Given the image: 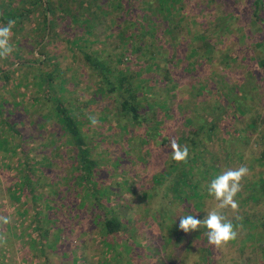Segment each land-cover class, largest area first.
Listing matches in <instances>:
<instances>
[{
  "label": "trees",
  "instance_id": "1",
  "mask_svg": "<svg viewBox=\"0 0 264 264\" xmlns=\"http://www.w3.org/2000/svg\"><path fill=\"white\" fill-rule=\"evenodd\" d=\"M198 1L203 5L196 14L190 0H0V24H6L9 19L16 20L12 38L14 51L7 59H0V162L15 168L14 180L5 186L11 203L15 202V205L12 204L10 213L6 215L0 204V215L11 218L8 225L0 226L6 232L7 240L10 237L18 238L19 231L29 228V255L38 252L40 244L36 238L42 227L23 222L26 212L25 208L21 209V205L25 201L26 192H30L25 185L29 187L32 181V161H45L52 151L40 150L42 157L34 158L31 156L34 154V142L31 141V148L29 145L22 148L24 135L16 123L24 116L12 119V114L21 107L30 110L36 115L35 121V117L30 118L32 124L40 128L44 123L37 118L42 119V113L49 116L45 122L51 124L52 130L45 133L50 134L51 139L46 137L44 142L38 143L43 148L57 139L55 132L71 134L73 142L81 144L82 138L76 135L85 132L91 125L88 119L91 115L81 110L89 106L91 98L79 100V105H66L50 91L36 89V84L40 85L46 81L45 77L49 78L56 72V68L47 70L41 65L54 61L55 54L46 47L49 44L56 46L60 41L70 54L74 55L76 49L77 54L80 53L83 58L81 64L98 74L99 80L96 81L100 86L97 87L104 97L107 95L106 101L112 108L110 112L116 117V125L132 124L144 128L146 133L152 135L149 136L151 141H159V145L166 147L165 163L161 170L148 179V185L140 192V195H144L139 202V205H147L152 201L149 202L151 196L157 195L160 208L155 211L162 222L165 220L163 214L169 213V220L174 226L171 225L170 232L162 234L168 246L166 252L172 257L179 250L189 251L193 247L197 264H220L212 254V245L208 243V230L201 227L185 233L179 228V221L181 216L187 214L203 220L205 217L202 214L208 208L206 199H209L211 205L218 203L207 191L211 180L222 173L221 164L216 162L217 153L225 151L227 156H235L237 150L229 154L224 148L235 145L237 140L247 139L251 130L259 138L263 136L264 142V118L257 106L262 96L260 94L264 91V0ZM229 4L234 9H229ZM212 5L218 8V14L210 10ZM198 16L207 18L199 20ZM100 28L105 31V37L115 36L112 43L114 49L87 46L90 42L98 41ZM237 28L236 36L228 42L227 38ZM129 54L133 55L134 63H137L135 69L121 66V63H129ZM160 58L165 61L160 63ZM230 61L241 68L243 79L226 80L225 67H230ZM174 64L183 73L204 71L205 78L211 76L218 80L207 85L202 81L196 85L189 84L197 88L191 91L194 96L202 97L203 104L199 108L204 111L186 113L179 127L168 134L162 130L166 127V124H161L163 119L155 117L159 112L165 115L166 102L159 94L148 95L150 85L144 81L161 79L166 86V82L174 80ZM26 69L30 78L39 80L27 83L29 80L22 73ZM142 72L148 74L142 75ZM195 80L202 79L196 76ZM29 86L33 87L36 94L30 95L31 102L25 107L23 96ZM115 90L120 92L110 97ZM186 100L191 99L187 97ZM172 139L182 147H188L189 158L186 164L172 160ZM212 139L218 140L215 152L203 145ZM25 149H29V155L25 154ZM13 156L14 160L11 161ZM89 160L84 155L80 157L83 165H88ZM245 166L251 175L244 178L242 191L237 196L240 211L233 212L228 219L234 225H242L239 232L242 235L249 232V239L259 244L264 254V212L256 210V214L248 211L251 204L264 198V145ZM254 166L258 168L252 170ZM160 183H163L161 188H157L155 185ZM179 203L182 207L170 209V206ZM106 204H109L108 201ZM109 205V211L103 213L101 224L104 232L115 236L122 233L121 216L130 209V204L128 201L121 202L116 212V205ZM87 210L90 214L94 213L90 207ZM237 216L241 219L237 220ZM252 228H257L254 233L250 230ZM12 252V244L0 246V264H14ZM10 253L12 259H6Z\"/></svg>",
  "mask_w": 264,
  "mask_h": 264
},
{
  "label": "rangeland",
  "instance_id": "2",
  "mask_svg": "<svg viewBox=\"0 0 264 264\" xmlns=\"http://www.w3.org/2000/svg\"><path fill=\"white\" fill-rule=\"evenodd\" d=\"M190 5L193 12L198 14V9L203 3H199L198 0H190ZM214 6L212 5L210 10L218 14V8ZM229 6L231 7L229 9H234L232 4ZM198 18L204 20L207 17L198 16ZM234 30L235 32L227 38L228 42L236 36L239 29ZM103 32L105 31H101L100 28L97 35L98 41L90 42L87 46L114 49L112 43L115 36L105 37ZM46 48L55 54L54 61L51 64L41 65V67L47 70L56 68L58 74L54 71L49 78L45 77L46 81L41 82L40 85L36 84V89L50 91L52 95L62 99L66 105H79V100L91 98L89 106L81 110L95 116L98 124L90 125L87 130H84L85 132H79L76 135L82 138L81 144L74 143L71 134L55 132L54 135L57 139L51 144L47 143V148H43L38 143L44 142L46 137L48 140L51 139V135L45 133L52 130L51 124L45 122L49 116L42 113L40 115L42 119L37 118L41 120V123H44L41 129L35 123L32 124L31 119L36 116L34 112L21 107L12 114V119H16L20 115L24 116L16 123L17 128L24 135L22 148H26L28 145L31 148L32 142H34L32 150L34 154H31L34 158L42 157L43 153L40 154V150L47 149V152L48 149H51L52 151L48 153L47 160L35 161L34 159L32 161L30 188L24 184L30 192H26L25 201L21 205V209L25 208L26 212L23 222L31 225L36 224L38 228L42 227L41 232L37 230L36 241L40 244L38 252L31 254L32 256L29 255V251L31 252L27 234L29 228H25L23 231H19L18 238L10 237L7 240L6 245L12 244L13 259L10 256L11 253L6 256V259H12L14 264H197L196 252L193 247L189 251L179 250L172 257L166 252L168 246L162 234L170 232L171 225L174 226V224L169 220V213L163 214L164 222L157 215L155 209L160 208L158 196L152 195L149 202L152 201L149 204L141 203L139 205L143 198L142 195H144L143 193L140 195V192L148 185V179L155 172L161 170L165 163L166 147L159 145V141H151L149 137L151 134L146 133L144 128L134 127L132 124L130 126L129 124L116 125V117L113 115L114 113L110 112L112 108L106 101L108 97L107 95L104 97L97 87V85L100 86V83L98 84L96 81L99 80L98 74L81 64L83 58L80 53L77 54L76 49H74L75 54L72 55L60 41L56 46L49 44ZM129 57V63H121V66H127L130 69L137 68L133 55L129 54ZM164 61L163 58L159 59L160 63ZM217 66L220 67L218 64ZM172 68L174 80L166 82V86H164V80L161 79L144 81L150 85L148 95L159 94L161 99L166 102L165 115L159 112L155 117L163 119L161 124L163 126L166 124V127L162 130L168 134L179 127L186 113L193 114L196 110L200 113L204 111L199 108V105L203 104L202 97L194 96L192 91L197 88L191 87L189 84L196 85L197 82L202 81L207 85L218 80L210 75H208L209 79L205 78L204 71L186 74L180 70L177 64L172 65ZM225 68L226 80L243 79L241 68L237 67L234 62L230 61V67L226 66ZM27 70L22 72L26 75L24 78L27 77L29 80L27 83L31 84V80H39L30 78ZM37 73L39 74L40 71ZM143 74L148 73L142 72ZM196 76L202 80H195ZM32 89L33 87L29 86L25 90L26 93L23 96L25 107H28L31 102L30 95L36 94V91ZM119 92L120 90H115L114 94L109 96L115 97V94ZM262 92L260 103H257V106L260 107V114L264 118V91ZM187 97L191 100H186ZM35 120L36 117L33 118V121ZM262 129L264 130V122ZM65 137L66 139H64ZM262 139L263 136L259 138L256 132L251 130L247 139L237 140L235 145L232 144L230 148L227 146L224 148L229 154L233 153L234 149L237 150L235 156L232 154L227 156L225 151L217 153L219 157L217 156L216 162L221 164L222 172L228 168L246 165L249 159L263 147ZM212 142L213 146H211ZM217 143L218 140L212 139L203 145L215 152ZM28 150L25 149L26 155L29 153ZM19 154L22 155L20 152ZM83 155L90 159L88 165L81 164L80 157ZM14 156L11 161L14 160ZM35 162L37 163L35 164ZM257 168L258 166H254L252 170ZM102 169L103 173H101ZM14 172L13 165L5 166L0 162V204L6 215L10 213L12 204L15 205V202L11 203L5 189V186L14 180ZM25 182H27L26 178ZM162 184L155 186L161 188ZM236 199L238 198L236 197ZM93 200L96 201L93 203L91 202ZM106 201L111 205H116L115 212L120 208L121 202L128 201L130 204V209L121 216L120 232L122 233L115 236H111L102 229L103 213H107L110 208ZM215 206L209 203V199H206L208 208L202 216L206 218L207 212L213 210ZM89 207L94 213L87 212ZM170 207V209L179 208L182 207V204ZM256 210L264 212V198L248 207L250 213H255ZM223 214L230 218V214L233 212L231 209H227L223 211ZM43 229L46 231L44 232ZM256 229L250 230L254 233ZM124 236L126 237L124 238ZM248 236L249 232L245 235L239 232L238 238L227 246L217 248L212 245L213 256L220 264H264L261 247Z\"/></svg>",
  "mask_w": 264,
  "mask_h": 264
},
{
  "label": "clouds",
  "instance_id": "3",
  "mask_svg": "<svg viewBox=\"0 0 264 264\" xmlns=\"http://www.w3.org/2000/svg\"><path fill=\"white\" fill-rule=\"evenodd\" d=\"M16 20L9 19L6 24H0V59H7L14 51L12 38ZM90 124L96 126L98 120L95 116L88 117ZM171 158L177 163H187L189 149L181 146L175 139L171 140ZM250 170L247 166L241 165L238 168H228L217 175L207 186L210 196L218 202L215 208L207 212L205 219H197L192 214L181 216L179 228L185 233L195 231L201 227L206 228L207 240L210 245L217 248L227 246L235 241L239 235V228L242 225H234L232 220L223 214V210L231 209L236 213L239 211V202L236 199L238 193L242 191V181L249 176ZM237 220L241 218L236 217ZM11 222V218L0 215V226H6ZM6 232L0 227V246L6 245Z\"/></svg>",
  "mask_w": 264,
  "mask_h": 264
}]
</instances>
